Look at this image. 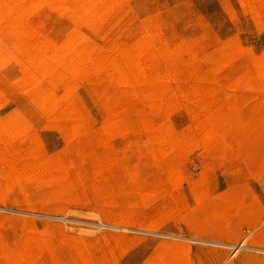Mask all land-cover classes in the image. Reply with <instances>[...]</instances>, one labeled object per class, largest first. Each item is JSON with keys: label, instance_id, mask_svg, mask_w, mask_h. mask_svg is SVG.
Listing matches in <instances>:
<instances>
[{"label": "rangeland", "instance_id": "1", "mask_svg": "<svg viewBox=\"0 0 264 264\" xmlns=\"http://www.w3.org/2000/svg\"><path fill=\"white\" fill-rule=\"evenodd\" d=\"M0 264H264V0H0Z\"/></svg>", "mask_w": 264, "mask_h": 264}, {"label": "bare ground", "instance_id": "2", "mask_svg": "<svg viewBox=\"0 0 264 264\" xmlns=\"http://www.w3.org/2000/svg\"><path fill=\"white\" fill-rule=\"evenodd\" d=\"M85 61V60H84ZM80 62V61H79ZM260 66V65H259ZM249 67V66H248ZM157 77V76H156ZM56 84V83H55ZM69 97V96H68ZM11 151V150H10ZM24 154V153H23ZM100 161V160H99ZM115 209V208H114ZM260 234V233H259ZM261 236V235H260ZM249 244V243H248ZM239 245V244H238ZM243 245V244H242ZM245 245V244H244ZM239 248V246H238ZM32 249V248H31ZM233 254V253H232ZM31 255V254H30ZM37 262V261H36Z\"/></svg>", "mask_w": 264, "mask_h": 264}]
</instances>
